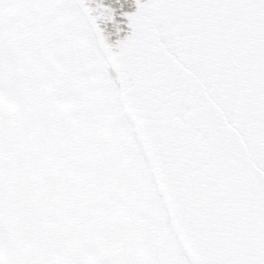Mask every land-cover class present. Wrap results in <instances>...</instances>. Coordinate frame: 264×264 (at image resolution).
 Returning a JSON list of instances; mask_svg holds the SVG:
<instances>
[{
    "label": "snow or ice",
    "instance_id": "6c2138e0",
    "mask_svg": "<svg viewBox=\"0 0 264 264\" xmlns=\"http://www.w3.org/2000/svg\"><path fill=\"white\" fill-rule=\"evenodd\" d=\"M0 264H264V0H0Z\"/></svg>",
    "mask_w": 264,
    "mask_h": 264
}]
</instances>
